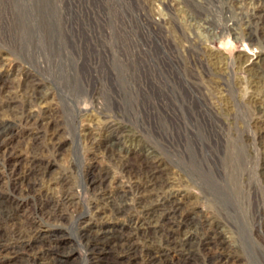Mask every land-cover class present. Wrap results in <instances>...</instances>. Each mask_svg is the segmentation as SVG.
<instances>
[{
    "label": "bare ground",
    "instance_id": "obj_1",
    "mask_svg": "<svg viewBox=\"0 0 264 264\" xmlns=\"http://www.w3.org/2000/svg\"><path fill=\"white\" fill-rule=\"evenodd\" d=\"M158 6L155 0H0V44L26 63L23 85H0V108H7L6 116L0 113V145L18 128L32 135L0 159V264H76L71 258L78 248L80 264H264V126L251 130L254 117L264 123V104L250 112L235 101L236 110L227 113L216 93L232 95L234 66L226 64L222 74L210 67L201 45L165 32L184 11L207 31L221 28L264 46V0ZM38 74L69 100L65 121L73 142L79 120L89 114L76 107L89 102L103 127L102 135L82 136L87 146L146 147L151 165L134 167L114 150L104 166L72 161L58 176H46L66 140L57 122L46 130L37 126L42 115L31 107L44 99ZM254 80L264 85V72ZM153 146H165L213 204L214 213L192 221L193 230L192 208H180L172 181L158 175L168 168ZM20 157L25 163H12ZM78 188L88 193L85 201ZM185 226L189 230L181 231Z\"/></svg>",
    "mask_w": 264,
    "mask_h": 264
},
{
    "label": "rangeland",
    "instance_id": "obj_2",
    "mask_svg": "<svg viewBox=\"0 0 264 264\" xmlns=\"http://www.w3.org/2000/svg\"><path fill=\"white\" fill-rule=\"evenodd\" d=\"M164 1L165 0H155V4L158 6L159 3ZM159 12L162 17L167 18L166 12L161 10L160 7ZM155 17H158V19L160 18L159 14ZM177 17L178 20L176 22L166 27L165 32H167L168 39H174L182 44L190 40L195 46L197 44L201 45L204 56L208 58L210 67H214L222 74L228 73L226 64H232L234 66V68L232 67L235 87L234 92L231 96L228 95L224 89H220L216 93V98L220 101L223 109L229 114L234 112L237 108L235 101L240 104L242 108L250 112H254L257 107H262L264 104V85L254 80V76L257 72H264V46L245 36H233L226 32H222L221 28L211 27L208 30L210 32H208V25L202 22L188 20V16L184 11H178ZM219 17L220 18L217 19L219 21L218 25L223 26V18L221 16ZM214 18H217L216 13L214 14ZM25 65L26 63H24L21 55L11 50L8 46L0 44V75L2 77L0 85L4 82V86L8 87V89L9 87L17 88L19 84L23 85V69ZM38 76L39 77L36 79L40 86L37 90L44 99L31 107L32 110L42 115V119L37 123V126L46 130L51 126V123L57 122L59 124V136L61 139L66 140V143L61 149L55 153L56 155L54 154V156H52L53 162L47 168L46 176H58V173L62 169L67 168L72 161H77L79 165L83 162L84 166L90 161L94 165L104 166L108 163V157L114 150L121 161L130 163L134 167L151 165L153 161H147L145 157V150L148 149L146 147H144V150L133 147L132 151H127L118 145H111L109 142L104 143L96 149L87 146L82 136L88 132H92L96 136L102 135L103 127L102 120L94 112L96 108H93L89 102L80 103L78 107H76L84 111H89V114L88 117L79 120L78 134L73 142L72 137L69 136L71 125H67L65 121L66 116H71L72 114V106L68 103L69 100L62 96L52 79L43 74H38ZM61 89L63 90V88ZM6 90L5 88L4 91ZM6 94V92H3V95ZM15 105H21V102L18 100ZM6 110L7 108L5 107L0 108V113L6 116L4 113ZM127 125L132 128L137 136L143 137L138 127L131 124ZM262 126H264V123L260 119L254 117L251 121V130L253 132L257 131V129ZM10 135L4 136L1 140L3 141L7 138L4 141L5 143L0 145V159H3L6 154L14 149H21L32 139L31 132L24 128H18L13 132V135ZM38 143L39 147L44 150L45 157L43 158L44 161L47 162V158H49L48 156L50 155L48 151H46L48 142L42 139ZM153 147L156 148L157 153L155 155L157 159H161L165 163L162 169H169H166L167 175L162 173L158 175L168 178L170 182L172 181L171 183H173V186L170 187L171 190L181 195L179 196L180 198L178 197L177 199V201L180 202L178 203L180 208H192L187 218L190 222H188L190 227H192L190 230H193L194 222L192 221H195L197 216H210L214 213L213 204L209 199L205 198L204 192L200 188L193 186L185 177L186 175L176 167L177 165L172 162L173 159L169 151L167 152L165 150V146ZM23 160L24 158L20 157L12 163H19L21 165L25 163V160ZM80 172V170H77L74 173V177L76 178L75 181H77L78 184L81 182ZM112 175L118 176L117 173ZM76 193L83 201L88 197V193L82 188H78ZM182 196L186 197L182 198ZM24 209L25 207H22L20 213H22ZM184 230L187 231L189 228L186 226L182 227L181 231ZM147 231L152 232V229H147ZM177 237L181 239L183 236L179 233ZM82 256V251L78 248L71 258V262L80 264L83 260ZM233 264H240V261L236 260Z\"/></svg>",
    "mask_w": 264,
    "mask_h": 264
}]
</instances>
